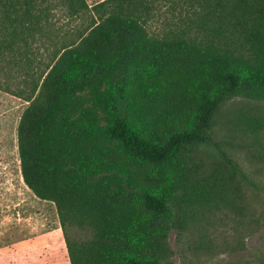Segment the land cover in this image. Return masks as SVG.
I'll return each instance as SVG.
<instances>
[{
	"label": "trees",
	"instance_id": "trees-1",
	"mask_svg": "<svg viewBox=\"0 0 264 264\" xmlns=\"http://www.w3.org/2000/svg\"><path fill=\"white\" fill-rule=\"evenodd\" d=\"M60 15L83 22L16 94L23 182L54 203L69 264H172L178 216L219 193L194 150L222 104L264 103V0H0V63L30 67Z\"/></svg>",
	"mask_w": 264,
	"mask_h": 264
},
{
	"label": "rangeland",
	"instance_id": "rangeland-1",
	"mask_svg": "<svg viewBox=\"0 0 264 264\" xmlns=\"http://www.w3.org/2000/svg\"><path fill=\"white\" fill-rule=\"evenodd\" d=\"M101 1L86 0L89 6ZM81 22L60 15L51 37L32 44L30 67L0 63V264H69L54 203L37 198L21 176L16 130L28 102L16 94L29 88L60 38ZM231 163L262 189L233 173ZM192 166L195 178L219 193L211 206L180 213L167 236L170 262L264 264V103L222 104L210 141L194 150Z\"/></svg>",
	"mask_w": 264,
	"mask_h": 264
}]
</instances>
